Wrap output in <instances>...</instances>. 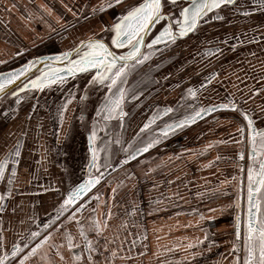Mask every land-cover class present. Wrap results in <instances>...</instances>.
I'll use <instances>...</instances> for the list:
<instances>
[{
  "label": "crops",
  "instance_id": "1",
  "mask_svg": "<svg viewBox=\"0 0 264 264\" xmlns=\"http://www.w3.org/2000/svg\"><path fill=\"white\" fill-rule=\"evenodd\" d=\"M140 1L123 0L115 8L93 14V9L104 0H0V72L14 69L33 57L71 51L81 40L93 34L97 38L104 36L109 41L111 34L101 32V25H110L129 6ZM243 24H246L243 18L240 24L237 21L234 23L236 32L245 30ZM215 28L218 27L212 25L209 30L203 31L204 37L213 36L211 30ZM262 47L259 45L256 49ZM256 52H252L256 56L254 60L245 61L243 57L229 68L228 74L239 88L234 86V91L226 95L234 102L247 99L241 100L243 105H238L239 109L263 114L264 94L239 91L245 85L253 89L263 82L262 76H254L262 66ZM211 62L204 64L190 60L187 66L199 70L207 64H217V61ZM133 68L128 73H132ZM166 73L162 71L153 80L148 78L145 81H137L136 77L130 79L127 75L123 87L127 93H141L138 97L144 98L147 93H156L154 91H157ZM220 81L225 84L226 74L221 75ZM161 93L164 98L155 95V101L159 102L155 103L163 104V110L171 108L172 111L165 113L153 109L149 115H156V112L167 115V119L173 118L171 125L203 107L198 104V98L189 96L187 91L182 92L181 88L167 91L168 96L165 92ZM218 97L222 99V96ZM135 99L137 97H131L132 102ZM218 112L214 111L206 117L204 115L208 112L203 113L195 123L170 132V136L177 132L184 134L172 150H167L165 140L160 145L156 143L147 152L143 148L157 140V135L152 139L151 134L161 132L157 126L150 138V135H140L141 130L138 131L135 124L123 125L119 130L122 138L117 143L115 125L111 126L100 118L102 122L95 123L97 140L93 145L100 154V171L109 163L116 164L103 175L87 199L80 202L84 205L82 212L77 213L80 225L70 222L65 214L52 227H45L56 219V210L68 192L85 177L87 158L83 154L77 167L76 159H53V148L54 152L61 153L64 144L53 142V146L44 136L39 147L41 180L27 175L26 183L22 182L13 189L11 199L16 200L15 203L8 206L5 218H0V257L9 253L6 264H20L24 255L51 233L52 239L25 264H73L74 255H88L79 237V227L87 230L91 219L96 218L102 225L106 223L107 227L99 236L88 232L96 249L94 264H237V258L242 259V252L234 249V245L241 243L237 242L236 218L242 214L241 236L248 204L251 146L247 129L243 136L238 131L246 126V121L240 119L235 113L237 111L227 110L223 112L225 115ZM127 113L133 116L130 111ZM124 120L126 124L128 115ZM56 124L55 127L49 126L51 130H58ZM17 128L15 125L2 128L0 158L17 137ZM46 131L47 126L43 128V133ZM64 131L59 126V135L63 136ZM158 136L164 137L163 134ZM114 138L119 148L116 154L113 153L116 147ZM137 149L140 151L137 152ZM26 159L30 160L29 157ZM124 160L128 163H123ZM66 231L73 234L80 247L67 248L64 240ZM32 232H39L40 235L33 239ZM53 243L64 244L59 249V255L57 248L51 246ZM14 245L23 249L15 257L10 255Z\"/></svg>",
  "mask_w": 264,
  "mask_h": 264
},
{
  "label": "snow or ice",
  "instance_id": "2",
  "mask_svg": "<svg viewBox=\"0 0 264 264\" xmlns=\"http://www.w3.org/2000/svg\"><path fill=\"white\" fill-rule=\"evenodd\" d=\"M248 0H191V3L183 7L180 11V17L182 20H178V31L173 30V26L170 23L162 25L161 30L155 38L147 44L148 49H153L155 45L169 43H175L178 38H184L190 33H194L201 22H207L205 17L209 16V13H213L209 19L223 20L224 17L219 14V9L223 7H231L237 13L244 17H251L255 12L264 13V0H251L250 6H245ZM123 3V0H104L97 8L93 9V14L97 11L104 12L107 9L115 8ZM171 6H176L177 0H168ZM164 0H142V2L129 6L125 13L122 14L118 20L113 21L110 25H101L100 31L103 33H110L111 38L108 42H105L104 37L97 38L95 34L89 36L85 40H81L75 48L71 51H65L60 56L48 57L50 61L66 64L63 71L66 75H62L59 70H50L47 73L42 74L34 80H29L24 84L23 88L19 91L24 92L28 90H43L45 86L59 83L63 85L66 83L67 77L75 78L77 74H88L90 79L87 80L85 85V95L81 96V101L86 100L87 90L90 87L106 88V94L103 97L101 105L96 109L97 116H100L105 121L113 119L123 121L128 115L124 111V104L128 95L127 90L123 87L126 83V77L128 70L134 67L136 64H141L148 60L152 55L151 52L144 53L141 49L145 46V37L149 34L151 28L161 21H168L171 19L164 12ZM264 27V24L258 25V29ZM226 43V41H225ZM127 48L128 51L124 53H118L114 49ZM222 53V49L217 47L215 51L209 50L207 55H216ZM254 54V53H253ZM75 56V59L72 57ZM44 63V61H39ZM36 61L29 62L26 66L18 71L8 73L6 76L0 78V93H4L6 88L15 83L20 77L24 76L29 69L33 67ZM50 67V66H49ZM218 74L213 73L206 79L211 82L212 79ZM201 87H204L201 84ZM187 94L193 98H196L197 92L193 88L187 90ZM17 97L16 103H20V98L17 92L12 93ZM68 99L65 104L61 106L60 116L63 121L64 112L67 110L68 104L72 102V99ZM220 109H231L233 111H239L243 116V119L247 122L246 126H242L238 131L243 136L245 134V128L247 129V136L251 146L250 156L253 161V165L248 168V188H247V200H248V217L246 221V235H245V251L246 256L244 264H264V213L261 212V201L264 200V193L261 189H264V159H258V157H264V130H258L255 127V121L248 111L239 109L238 105L234 101H230L227 104L213 105L212 107H200L198 110H194L193 114L186 117L184 120L177 122L175 125H167L163 129V135L166 137L170 132L175 129L183 128L186 125L195 123L197 118L201 117L203 113L216 111ZM171 108H165L164 112H171ZM158 115H154L147 123L141 128V132L148 129L150 125L154 124ZM97 140V128L94 123L88 141L90 145H95ZM119 143V141H117ZM159 140H155L152 143L147 144L143 151L147 152L151 147ZM21 146L19 143L15 146L14 150L9 153V158L14 159L18 164V158L21 156ZM92 159L89 165V172L95 169L98 175L90 176L89 179L83 183L73 187L67 194L66 198L58 206L56 212V219L51 224L45 225V227H52L57 221H60L62 217H65L71 222L75 221L77 225H80V220L77 217V213L82 212L84 205L78 203L83 196H85L95 185L99 184L103 179V173L100 172L101 165L99 164L100 154L95 147H91ZM140 149H137L139 152ZM132 158H135L134 156ZM243 159V154L240 156ZM123 163H128V160H124ZM259 164L258 169L254 166ZM8 166V158L0 161V182L5 180L6 169ZM16 176V170H12V174L8 177V184L14 182ZM59 191V189H54ZM11 196V192L8 191L5 194H0V211L4 210V202L6 198ZM98 198V197H97ZM239 207V203H237ZM203 219V217H201ZM62 226V225H61ZM107 224H101V221L92 218L91 223L88 225L87 230L85 227H79V237L81 238L84 246V250L87 251V257L83 254L73 256V264H94L93 253L96 251L93 241L89 238L88 232H94L99 236ZM236 236L240 237V217L236 218ZM40 235L39 232H32L33 239ZM52 239L51 233L45 236L44 239L31 249L29 253L24 255L20 260V264H25L30 257L36 256L38 250L47 244ZM64 240L69 250L80 247L75 241V237L71 232L64 233ZM57 248V254L59 255V249L64 247V244L51 245ZM235 250H239L234 245ZM23 249L19 245H14L10 255L15 257ZM9 253H5L3 257H0V264H6ZM63 259V256H61ZM239 258H237L238 264Z\"/></svg>",
  "mask_w": 264,
  "mask_h": 264
},
{
  "label": "flooded vegetation",
  "instance_id": "3",
  "mask_svg": "<svg viewBox=\"0 0 264 264\" xmlns=\"http://www.w3.org/2000/svg\"><path fill=\"white\" fill-rule=\"evenodd\" d=\"M142 2V0L140 1ZM139 2V3H140ZM180 6L175 7L172 10L167 11V6L164 8V12L168 15H171V22L174 28H178L179 24L177 21L179 20L176 15H174L176 12H179L182 10V7L184 6L183 2H178ZM251 0H248L246 3V7L250 6ZM219 14L224 17L223 20H215V19H209L213 15V13H209L208 17H205L203 21V24H201L198 29L188 38L182 39L180 41H176L174 44L169 43L167 46L163 43L155 45L153 49H148L147 44L150 43L156 35H158L159 30H161L162 25L168 23L167 21H162L158 26H156L153 31L149 34L146 40V50L144 53L151 52L152 55L150 58L146 61H144L141 64H136L133 68L132 73H128V76L130 79H134L136 77L137 81H145L146 79H154L157 75V73H160L162 71H166L167 73L164 76V79L161 80L157 86L156 93L161 92H173V90L178 88H181L182 92L187 91L189 88H193L196 90L197 95L196 98L199 105H203V107H207L209 105H217V104H227L231 100L226 93H231L234 91V86L236 88H239V85H234L232 76L228 74V70L231 66L241 61V59L244 57L246 60H254L256 56L252 55V52L255 50L257 51V58H259V62L262 64L261 70L255 73V78H258L259 76H262L263 82L256 84V86L251 89L247 85L243 87V89H240L239 91H248L247 93H261L264 94V27H261L258 29V25L264 24V13L262 12H255L251 17H244L243 15L237 13L234 11L231 7H223L218 10ZM176 16V17H175ZM182 18V17H181ZM244 19L246 24L245 30L236 32V28L234 23L237 21L239 24ZM215 25L218 28H215L213 31L211 30V33L213 32V36H206L204 37L203 31L209 30L210 26ZM258 31V35H255V33ZM261 31V33H260ZM254 39V40H253ZM226 41V43H225ZM263 45L262 49L259 50L256 49L257 46ZM219 47L222 49V53H217L216 55H207L206 53L211 51H215V49ZM127 49V48H126ZM166 50V51H165ZM166 52V53H165ZM118 53H124V48L119 49ZM171 53V55L166 56L167 54ZM166 56V57H164ZM162 57V58H161ZM164 57V58H163ZM160 58V59H159ZM211 58H215L216 60L213 62L215 63L217 61L216 65H209L202 67L201 69H197L195 67V70L192 69L191 66H187V62L190 60L196 61V63H208V60ZM163 61L165 64H163ZM212 63V62H211ZM229 66V67H228ZM200 68V66L198 65ZM60 70V68H50V70ZM48 70H41L36 72L34 75H32L30 78L26 80H22V78L25 76L20 77L15 83L9 85L4 93H0V132L3 127L7 125H15L19 128H17V137L14 138L13 144L9 146V150L6 151V154L1 155L0 161L5 160L8 158V166L6 169L5 174V180L3 182H0V194H5L6 192L10 191L11 196L6 198L4 202V210L0 211V218H5V214L7 211L8 206H10L11 203H15L16 200L11 199L12 198V192L13 189L17 186H20L21 183H26L25 178L26 176H30L31 178H40L43 176V173L41 171V151H40V143L44 140V136H46V139H49L50 142L53 145L54 143H61L64 144L62 147L63 154H59L54 152L52 153L53 159H58L59 157H66L70 158L72 157L69 155L65 149L66 145L72 140V135H70V130L75 124L77 115H79L81 120V129L82 133L79 137L83 139H79L80 144L81 141L88 145V136L90 134V127L86 130L84 127V124L88 125L84 121H89L87 118V108L86 104L88 105V110L90 113V104L93 102L94 98L98 99V103L93 108L94 116L96 114V109L101 105L103 101V97L106 94L107 89L100 87L101 92L104 93V96L100 98L99 95H92L91 99L89 100V94L90 91H87V99L84 101H81L80 97L85 95L84 89L85 87L81 89V91H77V86L72 83L73 80L77 78H86V81L90 79V76L88 74H80L77 75L75 78L71 77L69 79H66V83L63 85L56 83L52 84L50 86H45L43 90H28L24 92H20L19 90L23 88L24 84L28 83L29 80H34L37 77H40L42 74L47 73L50 71ZM130 70H132L130 68ZM129 71V70H128ZM216 73L218 74L215 79H212L211 82H209L206 77H209L211 74ZM226 74V81L225 84L220 81L221 75ZM131 76V77H130ZM135 79V80H136ZM137 84V83H136ZM201 84L204 85V87H201ZM86 85V84H85ZM60 87L66 86L67 90L58 89ZM223 86V87H222ZM71 88V89H70ZM226 88V89H224ZM46 89H50V91H47ZM90 89V88H88ZM165 89V90H164ZM254 90V91H253ZM212 91V92H211ZM17 92L18 96L20 98V103L17 104L16 100L17 97L13 96L12 93ZM80 93H84L83 95ZM206 93V94H204ZM211 93H222L219 94L222 96V99L213 100V95ZM79 94V96H77ZM141 93H128L129 100L131 102V97L135 98L138 97ZM203 94V95H202ZM65 95V96H64ZM151 93H147V96L144 98H140V103L137 105H126V102L124 104L125 112H131L132 114L135 112L136 116L137 113L140 114L139 118L137 120V117L132 118V122H130L132 125H136V129L141 130L143 125L147 123L150 119L153 118V116L149 115L150 110L147 109V105L152 102L153 104L159 103L155 101L154 96H150ZM75 97L72 99V102L68 104L67 110L64 112L63 115V124L61 125V119L58 121V117L54 118V108L59 109V105L61 106L67 102L68 99H71L72 97ZM147 98V99H146ZM241 100H247V99H240L239 101L235 102L237 105L242 106L243 103ZM264 100V99H263ZM134 102V101H133ZM156 102V103H155ZM249 102V101H248ZM130 106V107H129ZM238 106V107H239ZM136 109H134V108ZM130 108H133L130 110ZM231 111V109H223L220 112L225 111ZM164 111V110H163ZM248 111L249 115L252 116V118L255 121V127L258 130H264V113L258 114L257 112H251ZM192 115V114H191ZM167 115H159L158 119H156L155 123L150 125L148 129H146L148 132L146 133V136L148 137L151 132L155 129L157 126L158 129L163 131V128L166 126L162 125L165 123H160L163 119H165ZM101 120L96 121L95 123L100 124ZM57 122V124H56ZM109 125L116 126L117 129L122 128V125L124 124L125 120L122 122L116 119L107 121ZM173 119L167 121V123H172ZM247 123V122H246ZM58 126V130H51V126ZM130 124V125H131ZM47 126L48 127V136L46 135V132L43 133V128ZM59 126L60 128H64V135H59ZM55 127V126H54ZM58 132V133H57ZM118 134V132H117ZM145 135V134H144ZM115 136V134H114ZM154 136H152V139H154ZM151 138V135H150ZM114 142L116 145L115 148V154L118 153V146L116 143V140L114 138ZM17 143L21 146V156L18 158L19 163L17 164L14 159L9 158V153L12 152L17 145ZM30 143V144H29ZM54 146V145H53ZM26 157H29L30 160H27ZM72 159V158H70ZM75 159V158H74ZM73 159V160H74ZM260 159H264V157H261ZM90 160V159H89ZM30 161V162H29ZM116 164V163H115ZM113 163H109V166H107L105 169H103L102 173H106L109 171L110 167L115 166ZM89 165L90 163H87V168L85 170V174H92V171L89 172ZM253 165V161L251 159L250 166ZM256 168L259 166L258 163L254 165ZM111 167V168H112ZM16 170V176L14 178V182L12 184H8L7 179L11 176L12 170ZM93 170V169H92ZM103 174V175H104ZM85 175V176H86ZM94 175H98L97 172H95ZM71 180V179H69ZM43 181V180H42ZM25 186V185H24ZM261 192L264 193V189H261ZM261 212L264 213V200L261 201ZM246 221L247 216H245L243 220V228L244 232L240 236L239 240L237 241L240 243L239 246H241L242 249V255L243 258L238 260V264H244V259L246 256L245 251V235H246ZM242 238V241L240 240ZM238 249L240 250V247ZM238 250V251H239ZM241 260V261H240ZM9 259L6 261L8 262Z\"/></svg>",
  "mask_w": 264,
  "mask_h": 264
},
{
  "label": "rangeland",
  "instance_id": "4",
  "mask_svg": "<svg viewBox=\"0 0 264 264\" xmlns=\"http://www.w3.org/2000/svg\"><path fill=\"white\" fill-rule=\"evenodd\" d=\"M178 6H180L179 5V3H177L176 4V6H167V11H169V10H172V9H174L175 7H178ZM216 59L215 58H211V59H209L208 61H215ZM138 79V78H137ZM86 78H85V76H84V78L82 77V78H77V79H75V80H73L72 81V83L73 84H75L76 86H77V88H76V90L77 91H81V89L83 88V86L85 87V84H86ZM58 89H60V90H63V89H65V90H67V89H69V88H67L66 86H64V87H60L59 86V88ZM71 89V88H70ZM177 89H178V87H177ZM47 91H50V89H46ZM87 91H90L91 93H88L89 94V100L91 99V97H92V95H94V94H96V95H99L100 96V98H102L103 96H104V93H102L101 92V89L100 88H96V87H90V89H88ZM133 91H134V89H133ZM80 94H84V93H80ZM204 94H206V93H204ZM219 94H222V93H211V95H213V100H218L217 99V96L219 95ZM155 95H159V96H161L162 97V99L164 98V94L163 93H151V95L150 96H155ZM169 94L167 93V96H168ZM65 96V95H64ZM77 96H79V94H77ZM127 97H129V95H127ZM133 99V98H132ZM147 99V98H146ZM140 97H137V99H135V101L134 102H132L131 101V105H137L138 103H140ZM125 102H126V105H128V104H130V100L128 99V98H126V100H125ZM98 103V99L97 98H94L93 99V102L90 104V113H89V110H88V105H89V103H87L86 104V108H87V112H86V114H87V118H88V120L89 121H84L85 123H87L88 125H86V124H84V127H85V129L87 130L91 125H93L96 121H99L100 120V116H97V115H95L94 116V113H93V108H94V106L96 105ZM164 104H165V102H164ZM59 105V109L58 108H54V118H56V117H58V121H59V119H61V116H60V110H61V105L60 104H58ZM192 105H194V104H192ZM130 107V106H129ZM135 107V106H134ZM133 107V108H134ZM133 108H130V110H132ZM163 108H164V105L163 104H153L152 102H150L148 105H147V109H149L150 110V112H152L153 113V109H160V110H163ZM124 109H125V107H124ZM134 109H136V108H134ZM230 109V108H229ZM137 110V109H136ZM125 111V110H124ZM239 111H237V112H235L239 117H241L240 119H243V116L240 114V113H238ZM226 114V113H225ZM223 112H221V115H225ZM156 115H160V113H158V112H156ZM133 116L134 117H137V120L138 119H140L139 118V116H140V114L139 113H137V116H136V114H135V112L133 113ZM133 116L132 115H130V114H128V118H129V120L127 121V123L125 124V122H124V124L123 125H130L131 123L130 122H132V118H133ZM238 117V118H239ZM80 119V117H79V115H77V118H76V121H77V123L75 122V124L73 125V127L71 128V130H70V135H72V140L66 145V147H65V149H66V151L68 152V153H70L69 155H71L72 157H70V158H72V159H74L75 160V166L77 167L78 166V160H80V159H82V155L83 154H85V157L87 158V163H88V160L89 159H91V155H90V147L88 146V145H85L82 141H81V144H80V141H79V139H83V138H81V137H79L80 135H81V133H82V127H81V125H80V123H81V120H79ZM171 119H173V118H169V119H167V117H165V119H163L160 123H164L163 125H162V128H163V126H166L167 124H170V123H167V121H169V120H171ZM244 120V119H243ZM63 124V121H61V125ZM123 125H122V127H123ZM132 125V124H131ZM91 128V127H90ZM115 136L116 135H118V138H119V136H120V134H119V132L122 134V132L121 131H119L120 129H117V127L115 126ZM164 129V128H163ZM139 131V130H138ZM117 132H118V134H117ZM148 132V131H147ZM145 130L143 131V132H139L140 133V135H144V134H146L147 133ZM158 134H163V131H161V132H157V133H152L151 135H157V139H160L159 140V145L160 144H162V143H164V141L165 140H167V141H165V142H167V143H165L166 145H167V150H172V148L175 146V145H177V143L180 141V140H182L183 138H184V134H180V133H176V134H173V135H168V136H158ZM181 135H183V136H181ZM122 136V135H121ZM120 136V139H118L117 138V140H119V142H120V140H121V137ZM131 136H133L132 134H131ZM115 146H114V151H113V153H115ZM162 148H164V146L163 147H161L160 149H162ZM84 151V152H83ZM60 155L61 154H63V152H61V153H59ZM79 157V158H78ZM61 158H63V160H65V159H67V160H71L69 157L68 158H66V157H62L61 156ZM78 158V159H77ZM114 168V166L111 168V169H113ZM96 171H95V169H94V173H95ZM104 174V173H103ZM240 245V244H239ZM240 251L242 252V249H241V246H240ZM242 258H243V255H242Z\"/></svg>",
  "mask_w": 264,
  "mask_h": 264
},
{
  "label": "water",
  "instance_id": "5",
  "mask_svg": "<svg viewBox=\"0 0 264 264\" xmlns=\"http://www.w3.org/2000/svg\"><path fill=\"white\" fill-rule=\"evenodd\" d=\"M178 2H183L184 3V6L183 7H186V6H188L190 3H191V0H177V3ZM165 6H170V4L168 3V0H164V8H165ZM182 7V8H183ZM164 10V9H163ZM180 11L179 12H176L174 15H176L177 17H178V19L179 20H182V18L180 17ZM168 15V14H167ZM172 15V14H171ZM171 15H168L169 17L171 16ZM175 16V17H176ZM162 22V21H161ZM160 22V23H161ZM168 23H170L171 25H172V22H171V19L170 20H168L167 21ZM160 23H158V24H156L155 26H153L152 28H151V30H150V32H149V34L153 31V29L156 27V26H158ZM201 24H203V21L201 22ZM200 24V25H201ZM173 26V25H172ZM178 29H179V27L178 28H174L173 27V30L174 31H178ZM159 32H160V30H159ZM158 32V33H159ZM149 34L145 37V46H146V40H147V37L149 36ZM193 33H190L188 36H186V37H184V38H182V39H186V38H188L189 36H191ZM104 37V36H103ZM104 39H105V42H107L108 40H106V37H104ZM181 38H178L176 41H180V40H182ZM145 46L141 49V51L142 52H144L145 50H146V48H145ZM114 51H119V49H114ZM128 51V49H126V48H124V52H127ZM64 52H61V53H57V54H53V55H46V56H40V57H33V58H31L30 60H28L26 63H24V64H22V65H20V66H18V67H16V68H14V69H11V70H9V71H4V72H0V78H2V77H4V76H6L8 73H10V72H13V71H18V70H20L21 68H23L24 66H26L27 64H29V62H32V61H36V63L33 65V67L31 68V69H29V71L25 74V76L22 78V80H26V79H28V78H30L32 75H34L36 72H38V71H43V70H45V69H47L48 70V68H49V70H50V68H60V72H61V74L62 75H66V73L63 71V69L66 67V64H62V63H59V62H55V61H50V60H48L47 58L48 57H54V56H60V55H62ZM72 59H75V56H73L72 57ZM39 61H44V63H40ZM50 66V67H49ZM53 70V69H52ZM81 74H83V73H81ZM77 75H80V74H77ZM69 78H71V77H67V79H69ZM221 110H223V109H220V108H217V110L216 111H221ZM210 113H212V112H208V113H206L205 115H204V117H206V116H208V115H210ZM213 113H214V111H213ZM88 146L90 147V149H91V147H93V145H90L89 144V141H88ZM90 155H91V159H92V153H91V150H90ZM91 159H90V161H89V163L91 162ZM90 176H95L94 175V173H92V174H87L78 184H80V183H83L84 181H86L87 179H89L90 178ZM77 184V185H78ZM76 185V186H77ZM97 185H95V187H96ZM95 187H93L85 196H83L82 197V199L78 202V203H80L82 200L84 201V200H86L87 199V197L89 196V194L93 191V189L95 188ZM239 217H240V228H239V231H240V234H241V230H242V214H239L238 215ZM246 216L248 217V204H247V211H246ZM236 230H237V228H236Z\"/></svg>",
  "mask_w": 264,
  "mask_h": 264
},
{
  "label": "built area",
  "instance_id": "6",
  "mask_svg": "<svg viewBox=\"0 0 264 264\" xmlns=\"http://www.w3.org/2000/svg\"><path fill=\"white\" fill-rule=\"evenodd\" d=\"M166 147H167V145H166Z\"/></svg>",
  "mask_w": 264,
  "mask_h": 264
}]
</instances>
